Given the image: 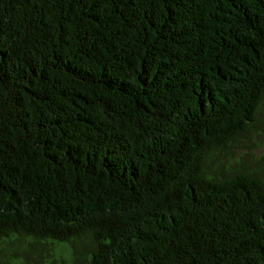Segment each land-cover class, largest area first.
<instances>
[{
	"label": "trees",
	"instance_id": "trees-1",
	"mask_svg": "<svg viewBox=\"0 0 264 264\" xmlns=\"http://www.w3.org/2000/svg\"><path fill=\"white\" fill-rule=\"evenodd\" d=\"M263 106L264 0H0V264H264Z\"/></svg>",
	"mask_w": 264,
	"mask_h": 264
},
{
	"label": "rangeland",
	"instance_id": "rangeland-1",
	"mask_svg": "<svg viewBox=\"0 0 264 264\" xmlns=\"http://www.w3.org/2000/svg\"><path fill=\"white\" fill-rule=\"evenodd\" d=\"M261 159L264 164V106L258 115V121L253 126L252 132L245 139L240 140L235 146L231 162L234 165L235 162H238L239 165L244 164L249 169L259 168L258 170H260L261 168L264 170V166L258 163ZM39 248L41 253L35 252L34 254H28L21 250L15 253L11 251L10 259L7 260L8 264H57L56 260L59 262L60 258H63L65 261H70L69 258L71 256L66 253V250L56 246Z\"/></svg>",
	"mask_w": 264,
	"mask_h": 264
}]
</instances>
